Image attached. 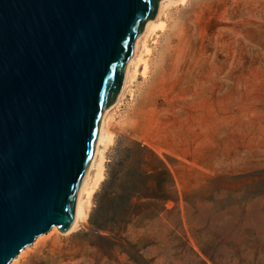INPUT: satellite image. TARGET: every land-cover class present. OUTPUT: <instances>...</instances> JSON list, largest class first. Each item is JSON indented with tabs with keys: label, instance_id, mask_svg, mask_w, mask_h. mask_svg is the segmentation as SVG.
Instances as JSON below:
<instances>
[{
	"label": "rangeland",
	"instance_id": "1",
	"mask_svg": "<svg viewBox=\"0 0 264 264\" xmlns=\"http://www.w3.org/2000/svg\"><path fill=\"white\" fill-rule=\"evenodd\" d=\"M161 3L87 219L11 264H264V0Z\"/></svg>",
	"mask_w": 264,
	"mask_h": 264
},
{
	"label": "water",
	"instance_id": "2",
	"mask_svg": "<svg viewBox=\"0 0 264 264\" xmlns=\"http://www.w3.org/2000/svg\"><path fill=\"white\" fill-rule=\"evenodd\" d=\"M162 0H0V264L75 223L102 117Z\"/></svg>",
	"mask_w": 264,
	"mask_h": 264
},
{
	"label": "bare ground",
	"instance_id": "3",
	"mask_svg": "<svg viewBox=\"0 0 264 264\" xmlns=\"http://www.w3.org/2000/svg\"><path fill=\"white\" fill-rule=\"evenodd\" d=\"M172 2L173 0H164L161 3V8H163L164 4L166 2ZM162 10V9H160ZM160 14V13H159ZM160 20V15L158 16L157 20L151 21L147 23L146 25V33L152 30L155 27V22ZM141 38H139L136 42L135 46V56L138 54V49L140 45ZM136 62V57L133 58L130 62L129 68H127V73H126V83L125 86L127 87V80L130 78L131 71L133 67L135 68L133 70L134 73H137V67L138 64ZM133 73V74H134ZM125 87V88H126ZM125 90V89H124ZM123 95V94H122ZM110 111L107 110L103 117H102V122H101V127H100V133L99 137L96 143V149L94 153V157L92 159L90 168L84 177V180L82 182L79 194H78V199H77V205H76V217H75V223L73 227L68 231L71 232L75 228H77L78 224L82 221H85L88 217L89 210H90V203H91V197L92 194L96 188V186L99 184V182L102 180L104 177L103 175V169H104V151L108 147V145L113 141V134L108 128V113ZM53 230H57V228H52ZM25 253V252H24Z\"/></svg>",
	"mask_w": 264,
	"mask_h": 264
}]
</instances>
